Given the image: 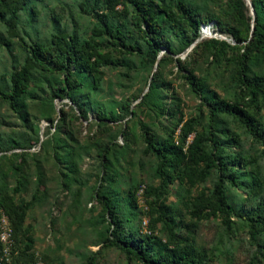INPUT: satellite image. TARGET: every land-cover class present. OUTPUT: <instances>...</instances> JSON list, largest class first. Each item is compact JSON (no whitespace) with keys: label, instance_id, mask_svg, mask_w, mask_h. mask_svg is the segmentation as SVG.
Masks as SVG:
<instances>
[{"label":"rangeland","instance_id":"obj_1","mask_svg":"<svg viewBox=\"0 0 264 264\" xmlns=\"http://www.w3.org/2000/svg\"><path fill=\"white\" fill-rule=\"evenodd\" d=\"M153 1L168 7L177 2ZM181 1L198 18L209 21L199 26L197 39L184 47L169 22L160 19L174 54L159 68L142 59L146 48L137 32L134 11L123 2L111 13L104 0H23L14 17L7 14L0 19V89L10 91V75L23 67L30 77L20 98L25 123L8 101L0 100V194L22 208L21 231L16 235L19 250L28 246L47 264H141L128 260L121 249L104 245L106 215L96 200L103 196L117 214L123 235L148 234L160 238L161 244L172 235L203 252L208 264H264V232L251 235L242 215L264 208L262 145L230 116L218 114L211 120L200 93L192 91L182 75L188 71L198 79L202 93L245 104L264 139L263 100L247 101L236 79L242 63L250 77L264 78V62L254 50L245 48L246 41H235L223 30L231 20L226 0ZM241 1L243 8L234 29L243 33L250 28L253 13L250 0ZM94 14L104 16L103 22ZM105 27L118 31L124 43L136 45L140 53L121 51ZM66 38L94 42L100 53L119 64L96 68L92 75L71 70L69 79L75 83L71 95L82 112L68 99L51 96V89L61 86L62 76L54 60L58 44ZM221 42L226 45H219ZM34 46L43 50L50 70H42L30 59ZM163 52L161 49L158 56ZM156 74L157 108L150 102L139 103ZM124 104H128V112L122 109ZM185 121L191 123L192 134L203 138V148L209 153H214L208 141L212 132L219 154L241 162L233 168L239 174L237 184L223 183L225 197L236 212L229 215L227 225L221 214L197 216L191 212L190 202L198 193L210 196L217 179L214 169L194 185L174 181L166 185L167 194L157 192V161L144 153L140 127L160 144L171 132L177 140ZM18 180L21 191L14 193ZM137 186L154 190L143 198L138 191L132 206L127 191ZM158 201L169 209L170 230L156 219ZM152 221L156 223L150 228ZM151 255L156 256V251Z\"/></svg>","mask_w":264,"mask_h":264},{"label":"trees","instance_id":"obj_2","mask_svg":"<svg viewBox=\"0 0 264 264\" xmlns=\"http://www.w3.org/2000/svg\"><path fill=\"white\" fill-rule=\"evenodd\" d=\"M245 1L248 2L249 0ZM119 2L128 4L134 11L137 21V32L141 35L146 48L142 59L151 65L155 64L157 68L165 60L169 59L170 55L174 54L161 29L160 19H165L169 22L170 30L174 35L179 37L184 47L189 46L197 39L199 36V26L209 21V19L202 20L198 18V14L181 0H177L172 7L161 5L153 0H104L106 9L111 13L115 12ZM226 2L231 20L229 25L223 27V30L230 34L235 41H246L247 46L245 48L254 50V53H257L264 62V0H250L253 11L252 24L243 33L234 29L243 8L242 1L226 0ZM22 5H24L23 0H0V19L7 14L14 17ZM94 16L98 21L103 22L102 18L104 16L101 14H94ZM210 20L213 21L214 19ZM105 33L117 43L121 51L130 54L140 53L136 45L125 44L123 37L118 31L111 32L105 27ZM66 40L65 43L60 44V42L57 46L59 53L54 60V66L59 70L62 78L59 80L61 86L51 89V96L57 99H68L74 107L82 112L81 104L73 99L71 95L75 86V83L69 79L71 70L78 74L86 73L92 75L96 68L107 65L119 66V64L110 61L105 54L100 53L94 42L83 41L77 43L72 38H66ZM224 44V42L219 43V45L223 46ZM161 49L164 52L161 56H158ZM30 55V59L42 70H50L44 52L39 46H34L30 51ZM176 63V67L179 69V62L177 61ZM157 75L152 76L145 93L140 96V104L143 105L145 102H150L155 108L159 106L156 97ZM182 75L183 79L190 85L192 91L200 93V101L206 108L209 118L213 120L218 114H224L236 119L246 128L254 140L260 141L262 145L261 155L264 158V139L262 138V133L259 132L253 117L246 111L245 104L228 103L218 99L214 94L207 95L202 93L203 86L198 79H195L188 71H184ZM236 79L240 82V87L247 101L253 102L257 98H261L264 105L263 77H250L244 63H242L239 71L236 73ZM9 81L10 91L0 89V100L8 101L10 109L17 115L18 119L25 123V119L21 114L20 98L26 92L30 82L28 70L23 67L21 70L12 73ZM122 109L127 111L128 104H124ZM130 113L134 114L131 111ZM110 119L113 120L115 118L110 116ZM140 130L145 143L144 153L152 154L157 161V176L160 180L157 192L167 194L166 185L174 181L181 182L184 180L190 185H194L197 180H203L206 177V172L214 169L217 179L210 196L206 197L202 193H198L190 202L191 212L197 216H214L215 213H218L222 215L224 223L226 225L229 224V215L236 214V212H234V207L231 206L225 197L223 183L228 180L233 185L237 184L239 174H235L233 168H235V163L239 165L241 162H233L230 158L219 154L218 143L212 132L208 133V141L214 153H209L203 148V138L200 135L192 134V125L188 121H185L180 126L177 140L173 138L174 132H171L167 139L160 144L154 141V136L148 133L143 126L140 127ZM190 135L192 137L189 140L188 137ZM15 157L21 158V155L15 154ZM101 157L104 158L103 155ZM17 171L21 172L19 166L17 167ZM251 180L254 185L255 180L253 178ZM21 187L22 183L19 180L16 181L13 192H20ZM139 190L143 198L154 189L146 188L145 186L128 189L127 198H129L128 202L130 205H135L136 193ZM96 195H98L97 191ZM31 198L35 200V195H32ZM96 200L102 206L106 215L107 237L104 245L121 249L128 260H135L141 264H208L203 252L194 250L188 244H182L172 235H169V240L163 244H161L160 238L148 234L136 237L123 235L120 220L113 208L109 206V201L103 196H96ZM155 206L156 219L161 221L165 229L170 230L172 219L168 215V207L160 201ZM0 211L7 217L12 233V254L9 261L5 264H30L37 259L47 264L45 258L30 252L28 246L23 250L18 249L16 235L21 231V222L23 220L22 208L14 204L10 198L0 194ZM242 215L243 219L246 220L248 232L251 235L264 232L263 207H257L251 213L245 212ZM155 223L152 221L150 228ZM153 250L156 251V256L151 255ZM88 264L94 263L90 261Z\"/></svg>","mask_w":264,"mask_h":264},{"label":"built area","instance_id":"obj_3","mask_svg":"<svg viewBox=\"0 0 264 264\" xmlns=\"http://www.w3.org/2000/svg\"><path fill=\"white\" fill-rule=\"evenodd\" d=\"M140 191V190H139ZM145 221L142 225L145 226ZM12 254V233L7 217L0 211V264H5L9 261ZM30 264H46L40 259L35 260Z\"/></svg>","mask_w":264,"mask_h":264},{"label":"water","instance_id":"obj_4","mask_svg":"<svg viewBox=\"0 0 264 264\" xmlns=\"http://www.w3.org/2000/svg\"><path fill=\"white\" fill-rule=\"evenodd\" d=\"M252 13H253V11H252Z\"/></svg>","mask_w":264,"mask_h":264}]
</instances>
